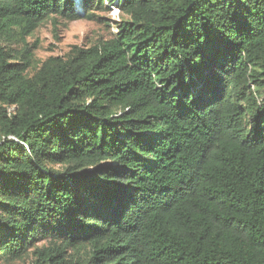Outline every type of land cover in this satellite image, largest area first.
Masks as SVG:
<instances>
[{
	"label": "trees",
	"instance_id": "1",
	"mask_svg": "<svg viewBox=\"0 0 264 264\" xmlns=\"http://www.w3.org/2000/svg\"><path fill=\"white\" fill-rule=\"evenodd\" d=\"M79 5L0 0V264H264V0H118L38 63Z\"/></svg>",
	"mask_w": 264,
	"mask_h": 264
},
{
	"label": "rangeland",
	"instance_id": "2",
	"mask_svg": "<svg viewBox=\"0 0 264 264\" xmlns=\"http://www.w3.org/2000/svg\"><path fill=\"white\" fill-rule=\"evenodd\" d=\"M83 1V0H82ZM118 0H102V8L91 7L89 13L80 5L76 8L79 19L74 22L54 17L49 19L26 39L33 48L38 63L49 56H63L72 47H84L100 39H111L117 32L116 24L127 20L117 7ZM91 16V18H87ZM14 264H31L29 259Z\"/></svg>",
	"mask_w": 264,
	"mask_h": 264
},
{
	"label": "clouds",
	"instance_id": "3",
	"mask_svg": "<svg viewBox=\"0 0 264 264\" xmlns=\"http://www.w3.org/2000/svg\"><path fill=\"white\" fill-rule=\"evenodd\" d=\"M77 2H79V0H76Z\"/></svg>",
	"mask_w": 264,
	"mask_h": 264
}]
</instances>
